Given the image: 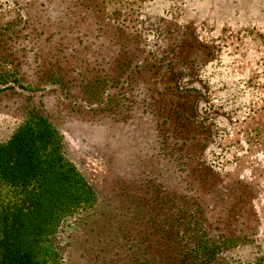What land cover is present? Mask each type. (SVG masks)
<instances>
[{
  "label": "rangeland",
  "instance_id": "374dc122",
  "mask_svg": "<svg viewBox=\"0 0 264 264\" xmlns=\"http://www.w3.org/2000/svg\"><path fill=\"white\" fill-rule=\"evenodd\" d=\"M32 108L98 195L65 264L264 258V0H0V140Z\"/></svg>",
  "mask_w": 264,
  "mask_h": 264
},
{
  "label": "trees",
  "instance_id": "16d2710c",
  "mask_svg": "<svg viewBox=\"0 0 264 264\" xmlns=\"http://www.w3.org/2000/svg\"><path fill=\"white\" fill-rule=\"evenodd\" d=\"M97 201L57 125L28 110L0 140V264H65L62 235ZM247 264H264V258Z\"/></svg>",
  "mask_w": 264,
  "mask_h": 264
}]
</instances>
